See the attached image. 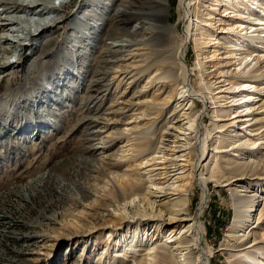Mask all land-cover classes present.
<instances>
[{
	"label": "bare ground",
	"instance_id": "bare-ground-1",
	"mask_svg": "<svg viewBox=\"0 0 264 264\" xmlns=\"http://www.w3.org/2000/svg\"><path fill=\"white\" fill-rule=\"evenodd\" d=\"M164 2L165 0H0V84L4 83L6 76L11 78V83L20 84L17 87L10 86L0 93V162L20 161L26 155L24 146L18 139L27 143L34 141V137L25 139L22 128L46 127L53 130L58 127L59 131L62 127V139L65 142L71 138V130L81 131V135L62 151L57 150L61 140L48 146L46 159H40L35 150L29 152V159L26 161L29 166L27 174L23 173L24 170L19 171L20 167L11 173H3L0 182V203L16 194V190L21 188L24 182L33 185L37 180L44 179V171L52 161L61 168H65L71 161H80L83 167V161H88L83 159L84 156L95 158L96 151L105 153L114 143L109 144L111 140L106 139L105 133L107 128L116 123L121 127L117 140L127 137L126 142L120 146L123 152V155H120L121 160L127 161L148 155L137 163H131L134 166L129 164L130 173L120 180L122 194L124 196L128 189L137 191L123 203L127 212L119 215L120 219L113 225H105V228L113 226L115 230H124L125 225L130 227L136 224L139 233L142 232V227L151 229V234L146 231L145 234L147 237H156L157 241L164 235V228L171 225L165 238L159 241L154 250L150 247L143 260L154 264H210L214 250L204 246L205 232L201 222L204 209L211 188L215 190L218 187H232L235 191L233 219L224 243H234L233 256L255 253V250L264 246V237L254 233L264 219V187L260 185L264 184V174L257 169H247V166L256 160L253 156L256 155L255 149L264 143V131L244 136L216 135V132L228 131L235 122L219 124L226 120H219L216 115L208 114L209 98L194 88L192 69L186 59L189 43L196 35L193 27L196 26L198 18L205 14L207 19H215L211 17V11L216 12L218 8H211L207 3L225 6L221 13L225 16L228 14L226 10L229 0H178V22L183 25V36L178 47L181 67L179 100L169 113L168 119H171V123L160 137L142 136L144 140L136 141L135 136H131L133 127L129 126L143 116L135 114V110L149 105L150 102L146 99L147 85H143L129 97L127 90H124L123 97L103 113L105 116L89 117L94 109L85 107L87 103L98 101L102 99L101 96H105L100 94L101 86L107 88L117 80L130 79L129 84L136 83L145 74L150 73V68L158 66L162 67L163 73L155 78V82H162L170 76V70H166L164 62H154V58L158 57L157 52L168 49L166 41L170 39L169 30L162 24L163 13L160 8ZM168 2L173 6L176 1ZM112 5L116 11L108 13ZM67 14L71 15L68 19L69 33L61 39L59 32L50 29ZM136 21H139V24H134ZM221 31L229 33L232 30ZM124 47L126 49H123ZM96 49L100 54L91 61L89 55ZM119 54L121 55L118 56ZM105 56L115 59H105ZM85 68L87 71L84 73ZM204 71L207 73L206 69ZM255 71L237 76V79L242 80L241 86L249 81L263 79L264 73ZM79 72L84 73L85 80L88 78L90 83H97V94H90L92 90L89 89L87 94L77 95L74 106L65 108L62 114L53 107L50 108V101L61 103V96L80 87L81 83L76 81ZM109 76L111 78L108 79ZM220 76L222 74L211 82V86L221 89L220 91H227L224 87L229 83L219 79ZM24 77L28 81L21 83L20 78ZM150 80L147 83H151ZM70 81L73 82L68 85L67 82ZM262 96V99L256 100L258 103L255 102L256 98L249 103L247 115L252 116L250 126L264 119L257 117L264 114V94ZM196 99L203 103V107L194 115L193 105ZM211 99H215V95ZM207 115L211 119L209 125L215 129L212 140L216 141L217 137L221 142L220 146L215 148L211 147L207 136L203 134ZM50 118L56 120L55 125L51 123ZM89 121L96 122L95 127L101 124L93 133L97 138L92 140L95 141L92 145H88L90 141L85 138V134L93 126ZM225 125H228L227 128H221ZM138 126L135 124V127ZM218 127L220 129H217ZM263 127L264 125H261L256 130L259 131ZM7 135L14 141L6 140ZM258 140L262 142L258 143ZM43 142L44 138L41 144ZM42 148V145H38L37 151ZM207 149H211L212 154L204 162ZM193 151L195 156L189 164V154ZM226 155H233L234 159H228ZM102 158L110 159L108 155H103ZM34 165L35 168L31 170ZM134 169L139 172L138 178L131 177ZM190 177L202 188V198L194 214L190 210ZM66 185L67 183L63 189ZM50 186L54 190V184ZM19 200L22 204L18 205L28 207L22 195ZM259 204L263 206L262 211L256 208ZM111 215L115 217L117 213L112 210ZM110 220L111 218H108L105 221ZM128 234L127 232L129 237ZM127 236L123 239L126 240ZM143 241L140 239V244H143Z\"/></svg>",
	"mask_w": 264,
	"mask_h": 264
},
{
	"label": "rangeland",
	"instance_id": "rangeland-1",
	"mask_svg": "<svg viewBox=\"0 0 264 264\" xmlns=\"http://www.w3.org/2000/svg\"><path fill=\"white\" fill-rule=\"evenodd\" d=\"M168 1L165 0L164 5L160 8L163 13L162 24L170 32V39L166 41L168 42V49L157 52L158 55L156 56L158 57L154 58V62H164L166 70H170V76L162 82H155V78L163 73L162 67L150 68V73L145 74L136 83L129 84L130 79L117 80L107 88L101 86L99 88L100 94H105V96L100 95L102 99L93 100L85 106L94 109L89 117L105 116L103 113L112 108L113 103L115 104L123 97L124 90H127L129 94H126L129 97L131 93L143 85H147L146 99L150 100L149 105L141 106L135 110L134 113L138 116L143 115L142 119L138 118L135 123L129 126L133 127L131 136L133 138L134 135L136 141L144 140L145 138L142 136L160 137L171 123V119H168L169 113L179 100L181 67L178 59V47L180 38L183 36V25L178 22L180 17L176 8L178 0H175L173 6L171 5L172 9ZM229 2L227 3L229 7L227 6L226 10L228 14L225 16L221 15L226 8L225 6H216L206 2L211 8H218L216 12L211 11L213 13L211 17L215 19H207L205 14L198 18L196 26L193 27V32H196V35L189 43L186 56L192 69L194 88L209 98L208 114L216 115L219 120H226L219 122V124L235 122V125L230 126L228 131L216 132V135L222 137L224 135L229 136V134L244 136L264 131V127L259 131L256 130L264 125V119H261L262 121L257 122L254 126H250L252 116L247 115L249 103L255 98V102L263 98L264 77L256 82L249 81L246 83L247 86H241L242 80L237 79V76L249 74L254 70L259 74L264 73V0H229ZM1 8L2 6H0ZM115 11L112 5L108 13ZM70 16L67 14L63 20L50 29L59 32L61 39L69 33L70 23L68 19ZM134 24H139V21L134 22ZM233 26L235 27L233 28ZM196 28L199 29L196 30ZM222 29H231L232 31L224 33L221 31ZM89 39H92V35ZM99 52L97 49L94 52L91 51L89 55L91 61L100 54ZM104 58L115 59L111 56ZM217 68L219 70H216ZM204 69L207 70V73ZM221 70H223L220 73L222 76L219 79L227 80L229 84L224 87L227 91H220L221 89H214L211 86V82L220 75L217 72ZM86 71L85 68L84 73ZM84 73L79 72L78 77H76V81L81 83L76 91L65 90L67 94L59 98L61 103L50 101L49 107H53L55 111L62 114L65 108L74 106L77 95L87 94L89 89L92 90L90 94H97L95 91L98 89L97 83H90L88 78L85 80ZM150 77H152L151 80ZM109 78L111 77L109 76ZM20 79L21 83L28 81L26 77ZM148 80L151 83H147ZM72 82H67V84H72ZM18 85H20L18 82L11 83V78L6 76L4 83L0 84V93L10 86L17 87ZM50 88L53 89L51 86ZM213 95H215V99H211ZM46 106L48 105L46 104ZM202 107L203 103L196 99L195 105H193L194 115L198 114ZM257 117L264 118V114ZM205 120L203 134L207 136L212 148L220 146V139L216 137V141L212 140L215 129L209 125L208 122L211 119L208 115ZM50 121L55 125L56 120L54 118H50ZM89 122L93 126L85 134V138L90 141L88 145H92L95 142L92 140L97 138L93 133L100 128L101 124L95 127L96 122ZM135 124L139 126L135 127ZM227 126L221 128H227ZM61 128L59 131L58 127L53 130L46 127L20 128L25 132V139L34 137V141L26 143L18 139L22 142L23 151L26 155L20 161L0 162V182L3 173H11L18 167H20L19 171L24 170L23 173L27 174L26 170L29 166L26 161L29 159V152L35 150L40 159H46L48 146L61 140L57 150L62 151L77 136L81 135L80 130H71V138L65 142L62 139L63 131ZM120 128L116 123L107 128L106 139L111 140L109 141L110 145L114 143L103 154L96 151L95 158H93L94 156H84L83 159L88 161L82 160L83 167L80 165V161L76 163L71 161L66 164L65 168L58 167L57 163L52 161L51 165L44 171L47 177L37 180L33 185H27L24 182L21 188L16 190V194L7 197L5 203H0V264H154V262L143 260L144 254L150 247L155 249L159 241L165 238V234H168L171 225L164 228V235H161L157 241L156 237L152 238L153 236L150 235L152 231L148 227L145 229L141 226L143 230L140 233L136 224L130 227L125 225L124 230H115L113 226L105 228V225H113L116 220L120 219L119 215H124L127 212L123 208V203L137 191L136 189H128L124 196L122 194V181L120 180L130 173L129 164L137 163L148 155L127 161L121 160L120 155H123V152H121L120 146L126 142L127 137L117 140V133ZM141 132L145 133L142 134ZM18 137L20 136L18 135ZM43 138L44 142L41 144ZM6 140L14 141L9 138V135H7ZM259 142L262 141L258 140ZM38 145L43 146L42 150L37 151ZM211 154V149H207L204 162L210 158ZM255 154L253 158L256 160L251 162L247 169H257L264 174V143L255 149ZM103 155H108L110 159L102 158ZM194 156L195 151L189 154V164L193 162ZM226 158L234 159V156L226 155ZM35 166H30L31 170ZM132 173V178L140 176L137 169H134ZM65 182L67 185L63 189ZM52 183L55 186L54 190L50 188ZM188 184L190 210L194 214L202 198V188L191 177ZM260 185L264 187V184ZM20 195L24 197L28 207L18 205V203L22 204L19 200ZM234 197L235 191L232 187H218L215 190L213 188L210 190L208 203L205 206L201 221L205 232L204 246L212 247L214 250V257L211 258L210 264H264V246L255 250V253L243 256V253H240V255L233 256L234 243L231 241L224 243L233 219ZM256 208L260 211L263 210L262 204ZM112 210L117 213L116 218L111 215ZM108 218L111 220L105 221ZM138 229L140 228L138 227ZM145 231L150 233L149 237ZM255 232L264 237V219L259 227L254 230ZM108 236L111 237L108 238ZM126 236L127 239L124 240L123 238ZM140 239L144 240L143 244H140ZM238 255L239 257L236 258Z\"/></svg>",
	"mask_w": 264,
	"mask_h": 264
},
{
	"label": "trees",
	"instance_id": "trees-1",
	"mask_svg": "<svg viewBox=\"0 0 264 264\" xmlns=\"http://www.w3.org/2000/svg\"><path fill=\"white\" fill-rule=\"evenodd\" d=\"M170 1H172V2H173V0H170Z\"/></svg>",
	"mask_w": 264,
	"mask_h": 264
}]
</instances>
